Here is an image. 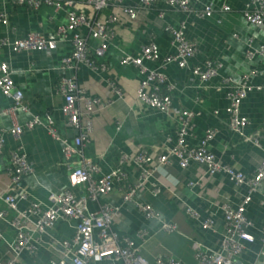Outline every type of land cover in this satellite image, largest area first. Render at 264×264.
Here are the masks:
<instances>
[{
    "label": "crops",
    "instance_id": "obj_1",
    "mask_svg": "<svg viewBox=\"0 0 264 264\" xmlns=\"http://www.w3.org/2000/svg\"><path fill=\"white\" fill-rule=\"evenodd\" d=\"M122 1L134 7L137 15L130 17L115 3H108L97 12L103 19L113 13L118 19L109 22L113 33L104 54L97 58L96 66L80 62L76 68H64L61 66L62 58L72 49L69 33L65 35L59 30L66 22V9H55L46 3L33 6L16 0H0V11L7 18L6 23L0 22V62L8 63L10 76L22 89L29 108V111H17L19 121L24 122L31 114H38L43 121L52 123L62 138L72 140L77 129L67 124L66 115L61 110L63 96L57 89V83L63 75H75L76 83L83 88L85 95L99 99L103 106H98L90 115L91 132L82 145V151L73 153L68 163L78 166L83 160L92 161L97 166L95 176L119 167L127 174L128 183L135 181L139 167L134 155L141 150L149 153L152 160L145 166L151 169L157 156L175 141L177 121L174 116L149 107L136 98L142 73L136 65L121 64L120 58L124 52L137 54L141 45L151 39L158 44L162 55L173 52L175 47L166 26L178 27L182 23L185 36L197 44V51L188 59V66L180 67L172 61L161 63L144 59L143 62L147 67L160 69L173 82V88L167 90L162 85L160 91L169 92L174 106L196 111L194 133L187 141L196 144L206 129L215 128L216 134L209 141V149L222 162L234 164L250 175L264 155L263 91L250 92L241 104V112L250 120L245 127V132L251 135L249 140L230 128L229 117L224 110L230 82L238 81L242 75L256 68L258 72L252 78L264 85V57L257 55L248 59L244 55L247 47L264 44V26H256L242 15L248 0H191L190 9L169 6L165 0H155L149 6L142 5L140 0ZM208 2L212 3L213 11L207 16H200L198 11ZM223 3H228L230 10L221 9ZM73 5L95 13L90 0H73ZM31 30L56 39V47L14 52L8 44L1 42L22 37ZM78 31L82 35L87 33L83 26L78 27ZM98 41L91 38L88 44L93 47ZM209 58L219 64V74L202 82L189 67ZM223 76L230 78L228 84H222ZM10 103L11 99L0 91V129L11 125L10 116L2 112V108ZM214 109L218 112L214 113ZM255 137L257 143L253 142ZM19 142L34 167L22 178L29 194L19 198L20 206L27 205L30 199L47 203L51 191L70 188L77 195L85 193L82 185L70 186L69 168L62 159L61 140L54 138L40 124L24 130L19 140L5 133V144L0 152V193L11 190L7 172L9 153ZM165 168L173 179L155 170L151 178L159 191L153 193L152 185L146 181L137 197L158 208L165 219L174 221L177 231L159 229L158 220L146 218L132 202L124 205L121 217L113 226L119 233L135 237L138 243L141 240L136 237L135 231L143 225L147 226L149 233L141 244V253L153 264H156L155 257L161 254L172 255L186 264H195L196 242L218 248L224 230L222 206L235 207L248 186L246 183L235 185L224 172L208 174L205 166L197 163L183 169L174 161ZM175 179L176 182L173 181ZM190 180L196 183L190 185ZM121 189V185L116 184L109 194L99 200L119 202ZM19 191L14 190L17 196ZM183 203L196 209L199 219L213 217L214 226L201 228L200 220L190 216ZM88 205L94 209L97 203L89 200ZM1 209H6V205L0 197ZM245 213L252 221L248 230L255 239L245 241L244 250L236 257L235 264H264V247L259 239V231L264 224V180L252 192ZM11 215L12 211H8L0 217V257L7 254L14 239L15 229L9 222ZM75 223L76 218L59 220L53 229L43 235L45 243L38 247L36 253H22L20 264H47L50 256L59 254L52 237H69Z\"/></svg>",
    "mask_w": 264,
    "mask_h": 264
},
{
    "label": "built area",
    "instance_id": "obj_2",
    "mask_svg": "<svg viewBox=\"0 0 264 264\" xmlns=\"http://www.w3.org/2000/svg\"><path fill=\"white\" fill-rule=\"evenodd\" d=\"M16 1L26 2L33 6L46 3L55 9H66V22L60 26L59 30L65 35L69 33L72 49L68 55L62 58L61 66L64 68H76L80 62L91 67L96 66L97 58L104 54L113 33L109 22L118 19L114 13L107 19L98 16L97 12L108 3L118 4L119 8L132 18L137 15L136 9L124 4L122 0H90L95 13L75 8L73 0ZM140 2L144 6H149L155 0H140ZM165 3L179 9L191 8V0H165ZM230 8L228 3L221 5L223 10L228 11ZM213 9L212 3L208 2L200 8L198 13L200 16H207ZM159 14L162 15V11ZM242 15L256 26H264V0H248L242 9ZM0 22H7L6 15L2 11H0ZM81 26L85 27L86 35H82L78 31V27ZM166 30L170 33L175 47L173 52L162 55L158 44L151 39L141 45L137 54L124 52L120 58L121 64L136 65L142 73L136 88V98L149 107L174 116L177 121L175 141L166 146L164 151L157 156L156 163L151 169L145 166L152 160L149 153L141 150L134 155V160L139 167V174L136 180L131 183L127 182V174L119 167L95 176L97 166L92 161L83 160L78 166H70L68 163L73 153L82 151V145L91 132L90 115L98 106H103L99 99L85 95L83 88L77 85L75 75H63L57 83V89L63 96L61 110L66 115L67 124L77 129L72 140H69L62 138L55 126L43 121L38 114H31L24 122L19 121L17 111H29L28 104L22 89L10 76L8 63L0 62V91L11 99V103L2 108V112L10 116L11 125L7 129H0V152L5 144V133L8 132L14 139L19 140L24 130L31 129L38 124L43 125L54 138L61 140L62 159L69 168L67 176L70 186L82 185L85 189V193L81 195L75 194L70 188L60 192L51 191L48 193L47 203L30 199L27 205L20 206L19 198H24L29 194L22 184V178L31 173L34 167L20 142L11 149L7 168L11 190L0 193V197L6 205V209L0 210V217H4L8 211H12L9 222L15 229V235L7 254L4 253L3 257H0V264H20L24 251L36 253L38 247L45 243L43 235L53 229L59 220L71 218H76L72 234L59 239L52 237L53 244L59 249V254L50 256L47 264H153L141 253V244L149 233L147 226L143 225L135 231L136 237L141 240L138 243L135 237L119 233L113 225L121 217L124 205L132 202L146 218L158 220L159 229L168 232L177 231V224L174 221L165 219L158 208L137 197L146 181L152 185L153 193L159 191L160 188L151 178L153 171H159L168 179H173L165 166L174 161L183 169L192 163L204 165L208 174L224 172L235 185L246 183L248 186L247 192L243 194L235 207L227 204L222 206L224 230L218 248L196 242L195 264H235L236 257L244 250L245 241H254V235L248 230L252 221L247 217L245 209L251 200L252 192L264 180V155L254 171L250 175H246L234 164L222 162L209 149V141L216 134L215 128L206 129L196 144L187 141V138L194 133L196 111L174 106L169 92L160 91L162 85L167 90L173 88V82L160 69L147 67L143 62L144 59L158 60L161 63L172 61L180 67L188 66V59L197 51V44L185 36L182 23L178 27L167 25ZM91 38L99 39L93 47L88 44V40ZM1 42L8 44L14 52L56 47V39L46 37L36 30L28 31L24 36L11 41L2 40ZM244 55L248 59L257 55L264 57V44H260L259 47H247ZM218 65L215 60L209 58L203 63L193 64L189 68L193 75L203 82L219 74ZM262 71L264 72V67ZM257 72L258 70L255 68L253 72L242 75L236 82H230V78L227 76L222 77V84L230 82L224 109L229 117L230 128L248 140L251 135L245 132V127L250 120L247 115L241 112V104L252 91H263L264 96V85L252 78ZM79 102L83 105L81 106ZM217 112L218 109H214V113ZM257 140L255 137L253 142L257 143ZM195 183L196 181H189L190 185ZM116 184L121 185L122 188L121 200L119 202L100 201L99 198L109 194ZM15 189L20 190L18 196L14 192ZM89 200L97 203L96 208L89 207ZM183 204L190 216L195 219L200 218L196 209L186 203ZM199 220L201 228L209 229L215 224V219L211 216ZM259 232V239L264 247V224ZM155 263L186 264L180 259L166 254L157 255Z\"/></svg>",
    "mask_w": 264,
    "mask_h": 264
}]
</instances>
